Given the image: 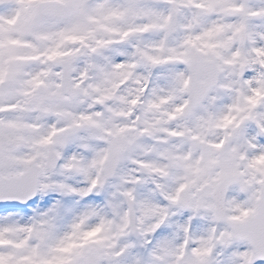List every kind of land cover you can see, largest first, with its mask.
<instances>
[{
    "label": "snow or ice",
    "instance_id": "obj_1",
    "mask_svg": "<svg viewBox=\"0 0 264 264\" xmlns=\"http://www.w3.org/2000/svg\"><path fill=\"white\" fill-rule=\"evenodd\" d=\"M0 264H264V0H0Z\"/></svg>",
    "mask_w": 264,
    "mask_h": 264
}]
</instances>
